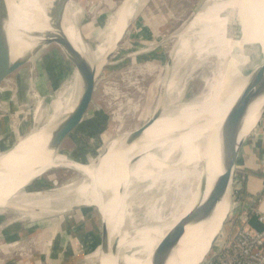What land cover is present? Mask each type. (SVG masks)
I'll return each instance as SVG.
<instances>
[{
	"label": "bare ground",
	"instance_id": "bare-ground-1",
	"mask_svg": "<svg viewBox=\"0 0 264 264\" xmlns=\"http://www.w3.org/2000/svg\"><path fill=\"white\" fill-rule=\"evenodd\" d=\"M47 1L53 0H0V19L10 42L13 61L20 59L26 50L44 43L49 27L42 4ZM145 1L125 0L112 13L103 17L99 21L102 28L94 48H89L80 37L79 30L74 28L77 9L73 3L69 4L62 22V32L69 45L82 58L81 62L86 67L84 79L100 71L108 61ZM19 12L23 21L13 26ZM232 17H236L240 23L241 38L230 39L227 36V27ZM16 30L28 37L20 38L17 33L12 35ZM175 40L171 51L172 62L166 64L168 66L163 73V80L157 81L160 104L146 111L141 127L133 131L121 130L122 135L107 143L104 150L107 154L104 156V152L88 165L68 161L61 156L60 151L55 155L47 150L51 138L75 119L82 94L79 73L70 59L66 58L64 51L57 48L64 56L68 70L72 71L62 72L67 75L66 81L70 86H62L55 93L63 89L67 96L54 106L51 111L54 113L46 124L38 129H34L33 125L29 129L31 134L18 141L13 146L14 150L10 148L1 152L0 214L24 208L28 214H32V223L43 225L50 218L62 216L71 210L70 207L82 208L86 207L80 206L82 202L95 201L99 207L106 209L102 217L101 234L108 236L110 250L116 244L114 252L118 255L116 259L111 255L112 250L106 253L100 251L103 264H117V261L125 264H150L152 253L165 235L189 211L204 203L212 180L220 174L217 166V134L224 114L247 89L246 81H249L251 73L264 64V0H204ZM25 42L29 45H25ZM232 53L238 56L235 61L231 59ZM258 58L262 59L254 64ZM238 59L240 61L236 70ZM231 67L234 81L227 94L230 100L228 106L220 107L216 102V94L219 86H222L223 71L227 77ZM197 72L201 77L198 95L191 97L187 103L181 102L176 96L172 97L169 89L171 83L177 77H183L187 85ZM30 87L39 90L35 84ZM260 90L262 96L250 108L245 119L247 132L253 129L259 112L264 109V75ZM50 101L54 103L55 99ZM150 119V127L140 134V129ZM87 122L97 124V116L90 115ZM74 139L79 146L77 137ZM14 154L21 158L11 164V160L5 158ZM201 165L205 171L201 170ZM63 167L78 173L79 180L70 182L72 185L69 188L59 189L55 194L47 192L41 195L33 190L38 179ZM61 194L69 198L60 200ZM123 196L127 207L126 218L123 216ZM40 200L47 203L37 205L39 210L34 211L36 207L31 206V203L35 201L39 204ZM20 202L26 207L18 208L17 203ZM55 205L56 208L53 207ZM32 207L35 208L31 210ZM229 208V196H226L205 224L187 227L169 264L175 260L178 264H203ZM114 212L120 213L122 218L119 231L112 227Z\"/></svg>",
	"mask_w": 264,
	"mask_h": 264
},
{
	"label": "rangeland",
	"instance_id": "rangeland-1",
	"mask_svg": "<svg viewBox=\"0 0 264 264\" xmlns=\"http://www.w3.org/2000/svg\"><path fill=\"white\" fill-rule=\"evenodd\" d=\"M75 1L81 10H76L75 23H77L73 26L79 30L80 37L89 48H94L102 28L99 21L112 13L124 0ZM203 1L146 0L144 2L136 18L120 38L117 48L111 52L110 65L104 68L96 81L91 115L97 116V124L92 125L86 120L83 128L62 145L60 152L64 159L88 165L90 161L100 157L105 152L107 143L122 135L123 131H133L141 127L146 111L160 104L157 97V81L163 80V73L168 66L166 64L172 60L171 51L176 42V36ZM60 52L57 47H49L43 53L40 63L34 65L31 74L19 80L9 96L11 99L8 101V97L1 104L0 158L3 157L1 152L10 148L14 150L13 146L18 141L31 134L29 129L33 128V125L34 129H38L46 124L54 113L51 112L54 106L67 96V92L63 89L55 93V90L63 88L62 86H68L66 81L68 77L62 72L72 71V69L68 70L64 56ZM198 74V72L195 73L191 83L187 85L183 77H177L169 86L172 97H178L183 103L189 102L191 97H196L201 90V77ZM30 83L37 85L39 90L35 91L31 88ZM50 99H55V102L52 103ZM129 110L132 113L129 114ZM129 116L131 121L128 120ZM121 130H123L122 133H120ZM76 137L79 146L74 142ZM254 137L244 155L248 161L253 156ZM259 139L264 141V135H260ZM17 156L14 154L5 159H10L13 164L21 158ZM78 180V173L64 167L57 168L38 179L33 190H37L41 195L47 192L55 194L59 189L69 188L72 185L70 182ZM231 188L233 189V186ZM61 196L60 200L69 198L65 194ZM45 200H40L39 204L33 201L31 206L36 207L47 203ZM123 202V216L126 218L127 207L124 196ZM97 204L99 203L95 201L82 202L80 206L86 207H70L71 210L62 216L50 218L43 225H37L32 223V214L24 210L23 207L26 205L22 202L17 203V207L23 210H11L0 214V264H62L67 258L74 260L77 264H85L88 258L85 249L90 247L93 249L97 247L96 252L98 251L97 254L95 253L93 264H97L98 257L103 264L104 260L100 256V251L106 253L110 249L108 236H105L103 245L100 244L102 217L106 214V209ZM37 208L34 211L39 210ZM112 220V227L119 231L122 223L120 213L114 212ZM89 242L92 243L89 244ZM111 250L112 257L117 258L114 244Z\"/></svg>",
	"mask_w": 264,
	"mask_h": 264
},
{
	"label": "water",
	"instance_id": "water-1",
	"mask_svg": "<svg viewBox=\"0 0 264 264\" xmlns=\"http://www.w3.org/2000/svg\"><path fill=\"white\" fill-rule=\"evenodd\" d=\"M71 3L75 5L77 10H81V7L76 4L75 0H53L44 2L42 4L44 16L47 18L49 33L46 34L44 43L26 50L24 54H22L21 58L16 61L12 60L10 42L7 34L4 31L3 21L0 19V106L16 88L19 80L25 78L26 76L28 77V75L31 74V70L33 69L34 65L36 66L40 63L43 53L49 47L56 46L61 51L63 50L66 58L70 59V62L74 65L75 70L79 73L78 75H80L79 78H81L82 94L79 101L77 115L71 124L66 125L65 127L62 126L63 128L61 127L62 129L60 128L61 130L57 132L47 144V150L51 151L55 155L60 151V148L65 142L72 139L73 136L83 128L84 123L91 115V104L93 101V92L95 90L96 81L103 72L104 68L108 65L109 59L111 58L110 56L100 71L93 73L88 79H84L86 67L81 62L82 58L79 56L78 52L69 45L66 36L63 35L64 32H62V22L66 14L65 12ZM22 18L23 17L19 12V16L14 21L13 26L22 22ZM232 19L227 27V36L230 39L241 38L242 32L240 23L237 22L236 17H232ZM15 33H17V35L23 39L28 37V35L26 37L22 32L21 34L20 31L17 30L12 32V35H15ZM25 45H29V43H26ZM231 55L232 61H235L238 58V56L235 57V53H232ZM261 59L262 58L255 59L254 64ZM239 61L240 59H238L236 62V70L238 68L237 64ZM231 66L233 67L234 65L231 64ZM232 67L230 68V74L227 75V77L225 75V71H223L225 76L223 75L221 79L222 86H219L216 94V102L220 105V107L228 106L227 102L230 100V97L227 94H229V90L233 86L231 85V82L234 81V77L232 76L233 73L231 74ZM263 75L264 64L251 73L249 81H246L247 89L240 98H238L232 105L229 106L226 114H224V120L220 126L219 133L217 134V166L220 170V174L212 180L210 184V190L204 203L198 208L189 211V213L183 219H181L170 232L165 235L161 243L152 253L150 264H169L173 253L175 254L177 251V246L184 236L185 229L189 226L196 227L200 224H205L208 220H210L216 209L223 203V200H225L226 196H229L230 205L227 217L230 213H232L233 216H237L241 211L239 206H233L231 203V187L235 180L236 173L237 179L243 180V177H241L239 173L240 167L243 164L244 155L248 149L250 141L255 136L259 124L264 116L263 109L259 112L253 129L248 132L245 130V119L247 113L249 112L250 108L258 102L260 96H262L260 95V87ZM151 123L152 122L150 119L144 126H142L140 131L138 129L140 134H143V132L148 129V127H150ZM106 154L107 151H105L104 156ZM104 156L100 160H102ZM99 162L100 161H98L95 165L97 166ZM261 165L264 167V161H261ZM201 170L205 171L203 165H201ZM249 174L251 176L257 175V177L260 178L261 190L264 187V174L254 171ZM226 219L222 224L221 230L218 233L213 245L220 236L226 223ZM105 236L107 235L101 234V245H103V242L106 238ZM115 247L116 244H114V249ZM117 264L125 263L117 261ZM173 264H178L177 260H175ZM182 264L186 263L183 262Z\"/></svg>",
	"mask_w": 264,
	"mask_h": 264
},
{
	"label": "built area",
	"instance_id": "built-area-1",
	"mask_svg": "<svg viewBox=\"0 0 264 264\" xmlns=\"http://www.w3.org/2000/svg\"><path fill=\"white\" fill-rule=\"evenodd\" d=\"M260 135H264V116L255 143L264 142ZM232 186L231 203L241 211L237 216L229 214L204 264H264V187L254 198L242 197L237 173Z\"/></svg>",
	"mask_w": 264,
	"mask_h": 264
},
{
	"label": "crops",
	"instance_id": "crops-1",
	"mask_svg": "<svg viewBox=\"0 0 264 264\" xmlns=\"http://www.w3.org/2000/svg\"><path fill=\"white\" fill-rule=\"evenodd\" d=\"M254 144L255 145L252 153L253 156L249 161L244 157L243 164L240 167V172H239L241 177H243V182L245 184L244 192L246 193V196H249V199L254 198L256 195H259L260 187H261L260 178L257 177V175L251 176L249 173L254 171L260 174H264V167L261 165V161H264V152H263L264 142L254 143ZM90 243L92 242H89V244ZM96 250L97 247L95 249H93V247H90L89 249H85L86 257H88L85 264H93V261L95 259L94 257L98 253V251L96 252ZM62 264H77V263L74 260L67 258L63 261ZM97 264H101L99 257L97 258Z\"/></svg>",
	"mask_w": 264,
	"mask_h": 264
},
{
	"label": "trees",
	"instance_id": "trees-1",
	"mask_svg": "<svg viewBox=\"0 0 264 264\" xmlns=\"http://www.w3.org/2000/svg\"><path fill=\"white\" fill-rule=\"evenodd\" d=\"M238 182H239L240 185H241V191H240L241 196L244 197V198H246V197H245V196H246V193L244 192V190H245V184H244L243 180H238Z\"/></svg>",
	"mask_w": 264,
	"mask_h": 264
}]
</instances>
